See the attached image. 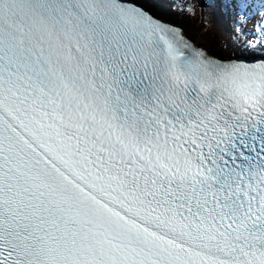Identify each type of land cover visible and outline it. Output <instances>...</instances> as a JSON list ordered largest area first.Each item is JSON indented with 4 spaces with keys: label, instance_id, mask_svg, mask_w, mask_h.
Wrapping results in <instances>:
<instances>
[{
    "label": "snow or ice",
    "instance_id": "6c2138e0",
    "mask_svg": "<svg viewBox=\"0 0 264 264\" xmlns=\"http://www.w3.org/2000/svg\"><path fill=\"white\" fill-rule=\"evenodd\" d=\"M210 6L264 41V0ZM0 264H264V43L221 56L139 0H0Z\"/></svg>",
    "mask_w": 264,
    "mask_h": 264
},
{
    "label": "rangeland",
    "instance_id": "374dc122",
    "mask_svg": "<svg viewBox=\"0 0 264 264\" xmlns=\"http://www.w3.org/2000/svg\"><path fill=\"white\" fill-rule=\"evenodd\" d=\"M148 1H151L156 7L162 9L165 17L168 16L167 18L170 17L171 19H174L181 24L183 23V25L188 24L191 32H194L197 35V37H199L201 40H203V39L198 34L200 31L204 32L207 35H213L215 39H212V40L207 41V42H210L216 46L211 47L212 49H210V50L213 52H216L222 56H228V55L224 54V51L222 50V48L220 46V40L216 36V34L209 33L207 31L205 32L201 27V14L207 13V8L201 9V7H200L201 4H203V5L205 4V2L203 0H202V2H201V0H163V1L162 0H148ZM177 4H183L184 5L183 9L181 7H177L176 6ZM189 4L195 5V7L193 9V12L195 13L194 15H193V13H191L187 10V6ZM162 5H164V6H162ZM169 11H173L179 15H177V16L173 15V14L169 13ZM182 13L189 16V20L181 19L179 16ZM185 30L188 34H191L190 30H188L187 27L185 28ZM258 34H259V32H258ZM223 35H224V33H223ZM224 37L228 43V45H227L228 48H231L234 50L238 49V47L234 41L228 39L225 35H224ZM214 40L216 41V43H214ZM203 41H205V40H203ZM204 44H206V43H204Z\"/></svg>",
    "mask_w": 264,
    "mask_h": 264
},
{
    "label": "trees",
    "instance_id": "16d2710c",
    "mask_svg": "<svg viewBox=\"0 0 264 264\" xmlns=\"http://www.w3.org/2000/svg\"><path fill=\"white\" fill-rule=\"evenodd\" d=\"M201 2H202V0H201ZM210 5H211V0H208L204 4V8L205 9L207 8V13L201 14V27L204 30L205 29V21H207V24L209 25L207 32L216 34V36L220 40V46H221L222 50L224 51L225 55L231 54L232 49L227 47L228 43H227L224 35L226 37L228 36L227 38L232 40V41L238 39V36L236 34H234L232 21L229 20L228 18H226L225 16L221 15L215 7H212ZM169 13L176 15V16L179 15L173 11H169ZM218 16H219V18H218ZM179 17L183 20H189V16L185 15L184 13L180 14ZM220 21H221V23H220ZM222 31H224V35H223ZM251 34L252 33H249L248 31H246V35H251Z\"/></svg>",
    "mask_w": 264,
    "mask_h": 264
},
{
    "label": "bare ground",
    "instance_id": "6f19581e",
    "mask_svg": "<svg viewBox=\"0 0 264 264\" xmlns=\"http://www.w3.org/2000/svg\"><path fill=\"white\" fill-rule=\"evenodd\" d=\"M163 1V0H162ZM218 18H219V16H218ZM225 19V18H224ZM220 23H221V21H220ZM186 27H187V29L188 30H190V27H189V25L188 24H184ZM232 29V28H231ZM230 29V30H231ZM229 30V31H230ZM233 31V30H232ZM190 32H191V30H190ZM201 37H202V39L203 40H205V41H203V40H201L199 37H197V35L194 33V32H191V34H189L191 37H193L195 40H196V42H198V43H200V44H203V45H205L206 47H208L209 49H212L211 47H213V46H215L214 44H212V43H210V42H207V41H210V40H212V39H215L214 38V36L213 35H207V34H205L204 32H199L198 33ZM214 34V33H213ZM229 34V33H228ZM233 34V33H232ZM227 35V34H226ZM233 36V35H232ZM228 37V36H227ZM233 39V38H232ZM235 39V38H234ZM204 43H206V44H204ZM214 43H216V41L214 40Z\"/></svg>",
    "mask_w": 264,
    "mask_h": 264
}]
</instances>
